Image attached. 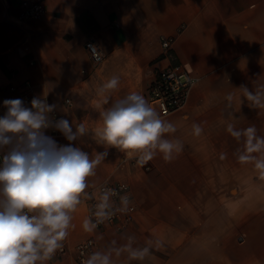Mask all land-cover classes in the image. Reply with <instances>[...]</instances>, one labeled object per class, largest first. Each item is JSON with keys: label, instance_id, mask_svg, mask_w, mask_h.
Wrapping results in <instances>:
<instances>
[{"label": "crops", "instance_id": "obj_1", "mask_svg": "<svg viewBox=\"0 0 264 264\" xmlns=\"http://www.w3.org/2000/svg\"><path fill=\"white\" fill-rule=\"evenodd\" d=\"M20 12V0H0V116L7 111L3 101L21 99L28 80L33 98L55 104L60 118L92 132L102 123L100 112L117 100L131 92L145 98L158 68L185 63L199 77L185 106L162 117L176 127L168 137L183 144L172 161L157 154L145 169L109 148L88 178V189L105 180L129 184L136 205L131 223L121 231L85 232L83 198L67 237L71 250L45 264H83L73 247L91 234L92 252L113 241L122 246L129 236L134 247L152 242L143 261L113 253L114 264H264V177L254 163L240 162L243 138L226 131L228 124L254 126L264 137V107L253 106L240 88L264 91V0H45L39 18L21 19ZM162 38L171 40L168 54ZM87 40L103 52L100 62ZM114 75L119 86L104 103L97 90ZM52 138L92 158L105 151L93 135Z\"/></svg>", "mask_w": 264, "mask_h": 264}, {"label": "clouds", "instance_id": "obj_2", "mask_svg": "<svg viewBox=\"0 0 264 264\" xmlns=\"http://www.w3.org/2000/svg\"><path fill=\"white\" fill-rule=\"evenodd\" d=\"M118 86L119 77L115 75L100 86L97 92L104 97V103H108L110 93ZM240 88L253 106L264 107V91ZM3 105L7 111L0 116V150L6 149L0 155V264H45L63 248L73 213L88 196V178L96 175L109 148L117 149L125 158H135L141 166L157 154L170 162L183 149L179 139L167 135L176 132L175 125L163 119L137 92L102 110V123L92 132L84 123L74 127L68 119H55L51 114L56 105L48 104L44 98L34 97L31 107L19 98L6 99ZM47 129L59 131L69 142L93 135L98 144L105 146V151L96 152L92 158L72 143L58 145L46 135ZM192 129L195 135L202 132L196 123ZM226 131L237 140L243 138L244 150L238 154L240 162L254 163L264 177V137L257 135L254 126L237 129L228 124ZM115 195L113 189L101 192L93 213L95 221L91 218L83 221L85 232H94L114 211L129 210L131 201L127 194L119 197L120 206L114 208ZM133 241L134 237L129 236L128 242L119 247H113L116 243L113 241L105 250L88 255L83 264H114L113 253L117 257L127 253L129 260L143 261L150 255L152 242L134 247ZM154 243L156 247L163 246L159 239Z\"/></svg>", "mask_w": 264, "mask_h": 264}, {"label": "built area", "instance_id": "obj_3", "mask_svg": "<svg viewBox=\"0 0 264 264\" xmlns=\"http://www.w3.org/2000/svg\"><path fill=\"white\" fill-rule=\"evenodd\" d=\"M20 6L21 19L39 18L45 12V0H20ZM170 43L171 40L169 38L161 39L164 53L168 54ZM85 46L95 63H98L103 59V52L93 40H87L85 42ZM93 47L95 48L94 50ZM198 78L199 77L195 75L192 72V69L185 63L167 64L166 66L158 68L156 70L153 78L150 80L146 87L145 99L148 101L149 105L161 115V117H164L171 112L181 109L185 106L191 88L198 80ZM10 87L15 88L14 85ZM30 88V81L25 80L23 82V94L21 96V100H23L24 104L28 107H31V100L33 99ZM65 101L70 102V99L66 98ZM51 115L55 119L60 118L56 109ZM58 132L59 131H56L54 129H47L46 135L52 137L57 135ZM2 154L3 153L0 150V155ZM123 160L136 161L135 158H125L124 155ZM143 167L145 169H149L150 163H145ZM104 189H113L117 193V195L112 197L114 208L120 206L119 197L121 195L127 194L131 202L129 205V210L127 212L121 213L119 211H114V214L111 216V218L105 220L103 223L98 224L95 230H100L106 226H111L114 229L121 231L131 223L136 210V205L130 190V186L125 181L105 180L87 189L88 196L85 197L87 201V218H91L93 221H95V217L93 215L95 211V205L98 202L99 196ZM241 239L242 237L238 236V240ZM95 245L96 239L93 234L75 244L73 247L75 252V260L78 262H83L93 251ZM69 250H71V246L66 239L64 241L63 248L57 250L51 260L61 258Z\"/></svg>", "mask_w": 264, "mask_h": 264}]
</instances>
